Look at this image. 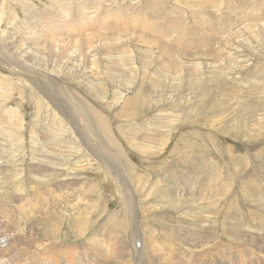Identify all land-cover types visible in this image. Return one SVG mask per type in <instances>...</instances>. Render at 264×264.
Masks as SVG:
<instances>
[{
  "label": "rangeland",
  "instance_id": "rangeland-1",
  "mask_svg": "<svg viewBox=\"0 0 264 264\" xmlns=\"http://www.w3.org/2000/svg\"><path fill=\"white\" fill-rule=\"evenodd\" d=\"M2 4L0 264H264V0Z\"/></svg>",
  "mask_w": 264,
  "mask_h": 264
},
{
  "label": "bare ground",
  "instance_id": "bare-ground-1",
  "mask_svg": "<svg viewBox=\"0 0 264 264\" xmlns=\"http://www.w3.org/2000/svg\"><path fill=\"white\" fill-rule=\"evenodd\" d=\"M53 1H54V0H53ZM62 1H63V0H62ZM64 1H66V0H64ZM79 1H80V0H79ZM83 1H84V0H83ZM81 2H82V1H81ZM58 3H59V2H58ZM70 3H71V2H70ZM111 3H112V2H111ZM53 4H54V3H53ZM59 4H60V3H59ZM63 4H64V3H63ZM54 5H56V4H54ZM2 6H3V4H2V0H0V10H1V7H2ZM110 6H111V5H110ZM147 6H148V5H147ZM13 7H14V6H13ZM52 7H53V6H52ZM82 7H83V6H82ZM90 7H91V6H90ZM113 7H114V6H113ZM145 7H146V6H145ZM145 7H144V9H145ZM92 8H93V7H92ZM141 8H142V7H141ZM147 8H148V7H147ZM153 8H154V7H153ZM65 9H66V8H65ZM67 9H68V8H67ZM86 9H87V8H86ZM90 9H91V8H90ZM111 9H112V8H111ZM116 9H117V8H116ZM136 9H137V8H136ZM32 10H33V9H32ZM48 10H49V9H48ZM137 10H138V9H137ZM149 10H150V9H149ZM30 11H31V10H30ZM51 11H52V10H51ZM80 11H81V10H80ZM84 11H85V10H84ZM86 11H87V10H86ZM107 11H108V10H107ZM113 11H114V9H113ZM129 11H130V10H129ZM138 11H139V10H138ZM140 11H141V10H140ZM125 12H126V11H125ZM46 13H47V12H46ZM82 13H83V12H82ZM127 13H128V12H126V15H127ZM129 13H130V12H129ZM83 14H85V13H83ZM87 14H88V12H87ZM132 14H133V13H132ZM28 15H30V14H28ZM58 15H59V14H58ZM101 15H102V14H101ZM101 15H100V16H101ZM113 15H114V14H113ZM130 15H131V14H130ZM140 15H141V14H140ZM140 15H139V16H140ZM142 15H143V13H142ZM144 15H145V14H144ZM157 15H158V14H157ZM31 16H32V15H31ZM48 16H49V15H48ZM62 16H63V14H62ZM80 16H81V15H80ZM80 16H79V18H80ZM86 16H87V15H86ZM103 16H104V15H103ZM103 16H102V18H103ZM111 16H112V15H111ZM127 16H128V15H127ZM137 16H138V15H137ZM27 17H28V16H27ZM132 17H134V16H132ZM141 17H142V16H140V18H141ZM146 17H147V16L143 17V19L145 18V20H146ZM38 18H39V17H38ZM81 18H82V17H81ZM89 18H90V17H89ZM95 18H96V17H95ZM95 18H94V19H95ZM106 18H107V17H106ZM110 18H111V17H110ZM113 18H114V17H113ZM137 18H138V17H136V19H137ZM42 19H43V18H42ZM66 19H67V18H66ZM91 19H93V18H91ZM108 19H109V18H108ZM118 19H119V18H118ZM123 19H124V18H123ZM129 19H130V18H129ZM141 19H142V18H141ZM32 20H33V19H32ZM49 20H50V19H49ZM109 20H110V19H109ZM111 20H113V19H111ZM125 20H126V19H125ZM131 20L133 21V20H135V19H131ZM131 20H130V22H131ZM79 21H80V20H79ZM84 21H87V20L85 19ZM115 21H116V18H115ZM115 21H114V22H115ZM123 21H124V20H123ZM128 21H129V20H128ZM40 22H41V21H40ZM109 22H110V21H109ZM109 22H107V23H109ZM112 22H113V21H112ZM114 22H113V23H114ZM120 22H121V21H120ZM133 22L135 23V21H133ZM138 22H139V21H138ZM142 22H143V24H144V21H143V20H142ZM145 22H146V21H145ZM161 22H162V21H161ZM171 22H172V21H171ZM37 23H38V22H37ZM62 23H63V22H62ZM100 23H101V22H100ZM103 23H104V22H103ZM103 23H102V24H103ZM110 23H111V22H110ZM116 23H118V22H116ZM89 24H90V23H89ZM96 24H97V20H96ZM105 24H106V23H105ZM130 24H132V23H129V26H131ZM147 24H148V22H147ZM152 24H153V23H152ZM12 25H13V24H12ZM38 25H39V24H38ZM80 25H81V24H80ZM82 25H83V24H82ZM112 25H113V24H112ZM114 25H115V24H114ZM123 25H124V24H123ZM148 25H149V24H148ZM181 25H182V24H181ZM17 26H18V25H17ZM29 26H30V25H29ZM34 26H35V24H34ZM36 26H37V25H36ZM36 26H35V27H36ZM101 26H102V25H101ZM105 26H106V25H105ZM120 26H121V25H120ZM132 26H133V25H132ZM159 26H160V25H159ZM170 26H171V25H170ZM45 27H46V26H45ZM87 27H88V25H87ZM93 27H94V26H93ZM103 27H104V26H103ZM141 27H142V26H141ZM148 27H149V26H148ZM154 27H155V26H154ZM157 27H158V26H157ZM172 27H173V25H172ZM180 27H181V26H180ZM15 28H16V27H15ZM38 28H39V27H38ZM80 28H81V27H80ZM136 28H137V27H136ZM144 28H145V27H144ZM146 28H147V27H146ZM17 29H18V28H17ZM28 29H29V28H28ZM77 29H78V28H77ZM84 29H86V26L84 27ZM109 29H110V27H109ZM109 29H108V30H109ZM147 29H148V28H147ZM159 29H160V28H159ZM34 30H35V29H34ZM72 30H73V29H72ZM82 30H83V29H82ZM82 30H81V31H82ZM88 30H90V29H88ZM97 30H98V29H97ZM108 30H107V31H108ZM121 30H122V29H121ZM148 30H150V29H148ZM35 31H36V30H35ZM75 31H76V30H75ZM92 31H93V30H92ZM99 31H100V30H99ZM99 31H98V32H99ZM107 31L105 30V33H104V34H107V33H108ZM26 32H27V31H26ZM68 32H69V31H68ZM70 32H71V31H70ZM73 32H74V31H73ZM84 32H86V31H84ZM106 32H107V33H106ZM115 32H116V31H115ZM17 33H20V32H17ZM34 33H35V32H34ZM63 33H64V32H63ZM75 33H76V32H75ZM77 33H78V32H77ZM6 34H7V33H6ZM81 34H82V33H81ZM83 34H84V33H83ZM83 34H82V35H83ZM86 34H87V33H86ZM97 34H99V33H97ZM111 34H112V33H111ZM152 34H153V33H152ZM157 34H159V33H157ZM28 35H29V34H28ZM28 35H27V36H28ZM46 35H47V34H46ZM71 35H74V34L72 33ZM75 35H76V34H75ZM82 35H81V36H82ZM87 35H90V33L88 32ZM108 35H110V34H108ZM163 35H164V34H163ZM7 36H8V35H7ZM43 36H44V35H43ZM67 36L69 37V35H67ZM67 36H64V38H66ZM83 36H84V35H83ZM40 37H41V36H40ZM44 37H45V36H44ZM44 37H43V38H44ZM68 37H67V38H68ZM72 37H74V36H72ZM132 37H133V36H132ZM29 38H31V36H30ZM52 38H53V37H52ZM62 38H63V37H62ZM62 38L60 37L61 40H63ZM82 38H83V37H82ZM34 39H36V38H34ZM46 39H48V37H47V38L45 37L44 40H46ZM50 39H51V38H50ZM68 39H71V38H68ZM31 40H33V39H31ZM72 40H73V39H72ZM72 40H71V41H72ZM47 41H48V40H47ZM47 41H46V43H47ZM50 41H51V40H50ZM56 41H59L58 38L56 39ZM71 41H70V42H71ZM74 41H75V40H74ZM151 41H152V40H151ZM8 42H10V41H8ZM17 42H18V41H17ZM52 42H53V41H52ZM65 42H66V41H65ZM68 42H69V41H68ZM68 42H66V43L69 44L70 42H69V43H68ZM72 42H73V41H72ZM46 43H45V44H46ZM49 43H51V42H49ZM53 43H55V41H54ZM60 43H61V42H60ZM62 43H63V41H62ZM2 44H3V40H2ZM8 44H9V43H8ZM11 44H12V43H11ZM71 44H72V43H71ZM97 44H98V43H97ZM48 45H49V44H48ZM48 45L46 44V48H47ZM58 45H59V44H58ZM65 45H66V44H65ZM99 45H100V44H99ZM8 46H10V44H9ZM49 46H50V45H49ZM4 47H5V46H4ZM6 47H7V46H6ZM6 47H5V48H6ZM41 47H42V46H41ZM143 47H145V46H143ZM42 48H45V47H42ZM42 48H40V49H42ZM49 48H50V47H49ZM56 48H57V47H56ZM97 48H98V47H97ZM8 49H9V48H8ZM15 49H16V48H15ZM15 49H13V50H15ZM19 49H20V48H19ZM19 49H18V50H19ZM47 49H48V48H47ZM64 49H65V48H64ZM6 50H7V49H6ZM44 50H45V49H43V51H44ZM66 50H67V49H66ZM8 51H9V50H8ZM24 51H25V50H24ZM56 51H57V50H56ZM11 52H12V51H11ZM17 52H18V51H17ZM17 52H16V53H17ZM44 52H45V51H44ZM49 52H50V50H49ZM16 53H15V54H16ZM18 53H20V52H18ZM18 53H17V54H18ZM21 53H22V52H21ZM28 53H29V52H28ZM46 53H48V52L46 51ZM59 53H60V52H59ZM80 54H81V53H80ZM96 54H97V53H96ZM142 54H143V53H142ZM8 55H9V54H8ZM13 55H14V54H13ZM20 55H21V54H20ZM20 55L18 54V56H20ZM27 55H28V54H27ZM23 56H24V55H23ZM45 56H46V55H45ZM3 57H4V55H3ZM3 57H2V58H3ZM6 57H7V56H6ZM27 57H28V56H27ZM164 57H165V56H164ZM0 58H1V57H0ZM10 58H13V57H10ZM14 58H15V57H14ZM23 58H24V57H23ZM28 58L30 59L31 57L29 56ZM80 58H81V57H80ZM20 59H21V56H20V58H18V60H20ZM24 59H26V58H24ZM107 59H108V58H107ZM107 59H106V61H107ZM110 59H111V58H109V60H110ZM10 60H11V59H10ZM15 60H16V59H15ZM33 60H34V58H33ZM33 60H32V62H33ZM1 61H2V60H1ZM13 61H14V60H13ZM25 61H26V60H25ZM25 61H24V62H25ZM29 61H30V60H29ZM129 61H130V60H129ZM166 61H167V60H166ZM168 61H170V60H168ZM7 62H8V61H7ZM22 62H23V61H22ZM26 62H28V61H26ZM34 62H35V60H34ZM108 62H109V61H108ZM174 62H175V61H174ZM174 62H173V63H174ZM136 63H138V62H136ZM31 64H32V63H31ZM33 64H34V63H33ZM130 64H131V63H130ZM132 64H133V63H132ZM140 64H141V63H140ZM143 64H144V63H143ZM111 65H112V64H111ZM166 65H167V64H166ZM172 65H173V64H172ZM102 66H103V65H102ZM145 66H146V65H145ZM159 66H160V65H159ZM159 66H157V67L159 68ZM17 67H18V66H17ZM21 67H22V66H21ZM30 67H31V66H30ZM30 67H28V68H30ZM131 67H133V66H131ZM7 68H8V67H7ZM22 68H24V67H22ZM22 68H20V66H19V69H22ZM122 68H123V67H122ZM145 68H147V67H145ZM167 68H168V67H167ZM10 69H11V68H10ZM24 69H27V68L25 67ZM30 69L34 70V71L31 72L32 74H34V75H38L39 77H46V76H48V75L42 73L41 71H39L38 69H36L35 67H34V68L32 67V68H30ZM41 69H42V68H40V70H41ZM159 69H160V68H159ZM169 69H170V68H169ZM36 70H37L38 72H36ZM44 70H45V69H44ZM84 70H85V69H84ZM114 70H115V69H114ZM114 70H112V71H114ZM121 70H122V69H121ZM160 70H161V69H160ZM118 71H119V70H118ZM158 71H159V70H158ZM162 71H163V70H162ZM10 72H11V71H10ZM115 72H116V71H115ZM123 72H124V71H123ZM123 75H124V74H123ZM162 77H163V76H162ZM164 77H165V76H164ZM48 78H50V76H48ZM164 79H165V78H164ZM26 80H27V79H26ZM41 81H42V80H41ZM153 81H154V80H153ZM155 81H156V80H155ZM156 82H157V81H156ZM163 82H164V81H163ZM196 83H197V82H196ZM177 85H178V84H177ZM185 85H186V84H185ZM43 86H44V85H43ZM211 86H212V85H211ZM201 88H202V87H201ZM202 90H203V89H202ZM202 90H201V91H202ZM40 91H42V90H40ZM169 91H170V90H169ZM197 91H198V90H197ZM172 95H173V94H172ZM203 96H204V95H203ZM65 100H66V99H65ZM130 101H131V100H130ZM60 103H61V102H60ZM64 103H65V102H64ZM91 103H92V102H91ZM93 104H94V103H93ZM93 104H92V105H93ZM91 107H92V106H91ZM112 107H113V106H112ZM121 107L124 108V106H121ZM126 107H127V105H126ZM97 108H98V107H97ZM85 109H86V108H85ZM120 109H121V108H120ZM127 109H128V107H127ZM97 110H98V109H97ZM106 110H107V109H106ZM121 110H122V109H121ZM112 111H113V109H112ZM123 111H124V110H123ZM76 113H77V112H76ZM97 113H98V112H97ZM102 114H103V113H102ZM77 115H78V113H77ZM69 116H70V115H69ZM84 116H85V114H84ZM95 116H96V115H95ZM70 117H71V116H70ZM108 117H109V116H108ZM113 117H114V115H113ZM118 118H119V117H118ZM81 119H82V118H81ZM131 122H132V121H131ZM128 123H129V122H128ZM128 123H126V124H128ZM78 124H79V123H78ZM128 125H129V124H128ZM104 127H105V126H104ZM74 128H75V127H74ZM105 128H106V127H105ZM102 129H103V127H102ZM157 132H158V131H157ZM76 133H77V132H76ZM162 138H163V137H162ZM92 141H93V140H92ZM70 143H71V142H70ZM78 143H79V142H78ZM38 144H39V143H38ZM71 144H72V143H71ZM71 144H70V145H71ZM73 144H74V143H73ZM76 144H77V143H76ZM45 146H46V145H45ZM61 146H62V145H61ZM71 146H72V145H71ZM74 146H75V145H74ZM77 146H78V145H77ZM216 146H217V145H216ZM256 146H257V145H256ZM59 147H60V146H59ZM68 147H69V146H68ZM60 148H61V147H60ZM70 148H72V147H70ZM65 149H66V147H65ZM74 149H75V148H74ZM77 149H78V148H77ZM77 149H76V150H77ZM81 150H82V149H81ZM47 151H48V150H47ZM82 151H83V150H82ZM1 153H2V152H1ZM81 153H82V152H81ZM158 154H159V153H158ZM45 155H46V154H45ZM79 155H80V154H79ZM106 155H107V154H106ZM89 156H90V155H89ZM141 156H142V155H141ZM53 157H54V156H53ZM47 158H49V157H47ZM56 158H57V157H56ZM81 158H82V157H81ZM83 158H84V157H83ZM95 160H96V159H95ZM58 161H59V160H58ZM46 162H47V161H46ZM61 162H62V161H61ZM80 162H81V161H80ZM33 163H34V162H33ZM48 164H49V163H48ZM227 167H228V166H227ZM50 168H51V167H50ZM106 169H107V168H106ZM32 170H33V169H32ZM34 170H35V169H34ZM49 170H50V169H49ZM110 170H112V169L110 168ZM171 170H172V169H171ZM121 171H122V170H121ZM54 172H55V171H54ZM30 173H31V172H30ZM30 173H29V174H30ZM66 173H67V172H66ZM112 173H113V172H112ZM32 174H33V173H32ZM118 174H119V172H118ZM118 174H117V175H118ZM35 175H36V174H35ZM41 175H42V174H41ZM48 175H50V174H48ZM51 175H52V174H51ZM113 175H114V174H113ZM46 176H47V175H46ZM114 176L116 177V175H114ZM32 177H33V176H32ZM36 177H37V176H36ZM42 177H44V176L42 175L41 178H42ZM49 177H50V176H49ZM49 177H48V178H49ZM51 177H53V176H51ZM41 178H40V179H41ZM45 178H46V177H45ZM48 178H47V179H48ZM116 178L118 179V180L116 179L118 182L121 180V179L119 178V176H117ZM37 179H38V177H37ZM125 179H126V181L129 180L128 177H126ZM43 180H44V179H43ZM43 180H42V181H43ZM37 181H38V180H37ZM39 181H40V180H39ZM39 181H38V182H39ZM42 181H41V182H42ZM146 183H147V182H146ZM33 184H34V183H33ZM37 184H38V183H37ZM39 184H40V183H39ZM39 184H38V185H39ZM44 184H45V183H44ZM67 185H68V184H67ZM143 186H144V185H143ZM80 187H81V186H80ZM87 187H88V186H87ZM88 188H89V187H88ZM90 188H91V187H90ZM90 188H89V189H90ZM142 188H143V187H142ZM91 189H92V188H91ZM84 190H85V189H84ZM84 190H83V191H79L78 193L84 194V193L86 192V191L84 192ZM125 191H126V193H127L129 196H131V189H130V187L125 188ZM85 194H86V193H85ZM27 195H28V194H27ZM141 195H142V194H141ZM87 196H88V195H87ZM60 199H61V198H60ZM142 199H143V197H142ZM62 200H63V199H62ZM58 201H59V200H58ZM29 202H30V201H29ZM242 202H243V201H242ZM222 204H223V203H222ZM141 205H142V203H141ZM249 205H250V203H249ZM143 206H144V205H143ZM261 207H262V206H261ZM76 209H77V208H76ZM136 209H137V208H136ZM44 210H46V209H44ZM53 210H54V209H53ZM42 211H43V210H42ZM86 211H87V210H86ZM134 211H135V210H134ZM213 213H214V212H213ZM260 213H261V212H260ZM132 214H133V213H132ZM134 214H136V213H134ZM222 214H223V213H222ZM231 214H232V213H231ZM27 215H28V214H27ZM131 216H132V215H131ZM141 216H142V215H141ZM216 216H217V215H216ZM226 216H227V215H226ZM44 217H45V215H44ZM126 217H127V216H126ZM42 218H43V217H42ZM127 218H128V217H127ZM223 218H224V217H223ZM19 219H20V218H19ZM69 219H70V218H69ZM243 219H244V218H243ZM127 220H128V219H127ZM145 220H146V219H145ZM32 221H33V220H32ZM76 221H77V220H76ZM233 222H234V221H233ZM20 223H21V222H20ZM136 223H137V222H136ZM141 223H142V222H141ZM145 223H146V222H145ZM33 224H34V223H33ZM33 224H32V225H33ZM42 224H43V223H42ZM54 224H55V223H54ZM121 224H122V223H121ZM125 224H126V223H125ZM125 224H124V226H125ZM129 224H130V223H129ZM132 224H133V223H132ZM142 224H143V223H142ZM40 225H41V224H40ZM78 225H79V222H78ZM127 225H128V224H127ZM127 225H126V226H127ZM22 226H23V225H22ZM49 226H50V225H49ZM255 226H256V225H255ZM258 226H259V225H258ZM45 227H46V226H45ZM127 227H128V226H127ZM142 227H143V226H141V228H142ZM144 227H145V226H144ZM121 228H122V227H121ZM138 228H139V227H138ZM255 229H256V228H255ZM260 229H262V228H260ZM57 231H58V230H57ZM144 231H145V229H144ZM236 232H237V231H236ZM244 232H245V230L243 231V233H244ZM122 233H123V232H122ZM141 233L143 234L142 231H141ZM238 233H239V232H238ZM249 233H250V231H249ZM27 234H28V233H27ZM250 234H251V233H250ZM29 235H31V234H29ZM263 235H264V234H263ZM40 236H41V235H40ZM30 237H31V236H30ZM35 237H36V236H35ZM57 237H58V236H57ZM127 237H128V236H127ZM36 238H37V237H36ZM125 238H126V237H125ZM235 239H236V236H235ZM242 239H243V238H242ZM34 240H35V239H34ZM117 240H118V239H117ZM143 240H144V239H143ZM262 240H263V239H262ZM131 241H132V240H131ZM236 241H237V240H236ZM239 241H240V240H239ZM241 241H242V240H241ZM116 242H117V241H116ZM119 242H120V241H119ZM123 242H124V241H123ZM137 242H138V241H137ZM152 242H153V241H152ZM246 242H247V241H245L244 244H246ZM91 243H92V242H91ZM95 243H96V242H95ZM102 243H103V242H102ZM135 243H136V242H135ZM237 243H238V242H237ZM247 243H249V242H247ZM45 244H46V243H45ZM45 244H44V245H45ZM127 244H128V243H127ZM129 244H130V243H129ZM30 245H31V244H30ZM34 245H35V244H34ZM66 245H67V244H66ZM142 245H143V244H142ZM250 245H251V244H250ZM250 245H249V246H250ZM28 246H29V245H28ZM39 246H41V244H39ZM39 246H38V247H39ZM109 246H110V245H109ZM127 246L129 247V245H127ZM127 246H126V248H127ZM254 246H255V245H254ZM41 247H42V246H41ZM132 247H133V246H132ZM137 247H138V246H137ZM160 247H161V246H160ZM250 247H251V246H250ZM252 247H253V246H252ZM255 247H256V246H255ZM34 248H35V247H34ZM144 248H145V247L143 246L142 250H145ZM211 248H212V247H211ZM247 248H249V247H247ZM48 249H49V248H48ZM251 249H252V248H251ZM258 249H259V248H258ZM33 250H34V249H33ZM35 250H36V249H35ZM104 250H105V249H104ZM116 250H117V249H116ZM136 250H137V249H136ZM139 250H140V249H139ZM151 250H152V249H150V251H151ZM211 250H212V249H211ZM38 251H40V250H38ZM108 251H109V250H108ZM120 251H122V250H120ZM120 251H119V252H120ZM122 252H123V251H122ZM134 252H135V251H134ZM134 252H133V253H134ZM163 252H164V251H163ZM262 252H263V251H262ZM262 252H261V253H262ZM22 253H23V252H22ZM127 253H128V252H127ZM160 253H161V252H160ZM107 254H109V253H107ZM110 254H111V253H110ZM113 254H114V251H113ZM157 254H158V253H157ZM157 254H156V255H157ZM257 254H258V253H257ZM263 254H264V253H263ZM263 254H260V255L263 256ZM21 255H22V254H21ZM120 255H121V254H120ZM154 255H155V254H154ZM156 255H155V256H156ZM159 255H160V254H159ZM167 255H168V254H167ZM179 255H180V254H179ZM182 255H183V254H182ZM105 256H107V255H105ZM113 256H114V255H113ZM123 256H124V255H123ZM129 256H130V255H129ZM172 256H173V255H172ZM107 257H108V256H107ZM107 257H106V258H107ZM111 257H112V255H111ZM132 258H133V256H132ZM139 258H140V257H139ZM157 258H158V257H157ZM168 258H169V257H168ZM110 259H111V258H110ZM115 259H117V258H115ZM119 259H121V256H120ZM140 259H141V258H140ZM146 259H147V258H146ZM162 259H163V258H162ZM174 259H175V258H174ZM176 259H177V258H176ZM182 259H183V258H182ZM104 260H105V259H104ZM108 260H109V259H108ZM112 260H113V257H112L111 261H112ZM143 260H144V259H143ZM143 260H142V261H143ZM157 260H158V259H157ZM169 260H170V259H169ZM169 260H168V261H169ZM179 260H180V259H179ZM202 260H203V259H202ZM115 261H116V260H115ZM118 261H120V260H118ZM159 261H160V260H159ZM168 261H167V262H168ZM175 261H176V260H175ZM180 261H181V260H180ZM130 262H131V261H130ZM176 262H177V261H176ZM183 262H184V261H183ZM187 262H188V261H187ZM104 263H105V262H104ZM106 263H107V260H106ZM141 263H142V262H141ZM155 263H156V262H155ZM203 263H204V262H203ZM139 264H140V263H139ZM158 264H159V262H158ZM171 264H172V263H171ZM179 264H180V262H179Z\"/></svg>",
  "mask_w": 264,
  "mask_h": 264
}]
</instances>
